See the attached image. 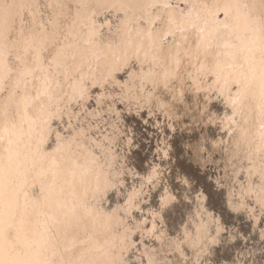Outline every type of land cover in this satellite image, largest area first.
<instances>
[{
  "label": "rangeland",
  "instance_id": "rangeland-1",
  "mask_svg": "<svg viewBox=\"0 0 264 264\" xmlns=\"http://www.w3.org/2000/svg\"><path fill=\"white\" fill-rule=\"evenodd\" d=\"M115 1L9 0L4 20L8 0H0V27L8 24L0 70V264H112L119 251L120 262L151 253L153 263L147 257V264H178L170 260L174 249L197 247L205 225L212 246L231 252L221 261L243 264L242 255L248 264H264V0ZM68 44L63 61L56 51ZM185 93L201 106L190 105ZM170 110L172 120L198 131L200 113L211 121L217 114L226 156L216 160L226 166L227 216L238 226L233 232L220 216L214 221L213 209L209 219L204 183L179 162L171 165L167 140L155 162L164 172L179 170V185L170 194L160 193L166 183L157 166L141 178L140 165H132L141 152V162L150 166L151 155L144 160L142 151L148 154L154 134L140 135L156 112L162 117ZM208 128L218 131L216 123L207 122ZM177 194L193 202L179 227L187 240L198 224L197 242L178 244L165 234L162 214H169ZM243 210L253 231L249 241L238 218L230 219ZM145 229L154 235L145 236ZM168 229L172 235L178 230ZM120 240L127 244L123 249L116 248ZM205 246L191 248L190 258ZM134 258L132 264H142Z\"/></svg>",
  "mask_w": 264,
  "mask_h": 264
},
{
  "label": "water",
  "instance_id": "water-1",
  "mask_svg": "<svg viewBox=\"0 0 264 264\" xmlns=\"http://www.w3.org/2000/svg\"><path fill=\"white\" fill-rule=\"evenodd\" d=\"M185 97H187L186 100L188 101V103L190 105H192L194 103L196 107L201 106V100H199V98L197 100H194V99L189 100L188 93H185L184 98ZM178 100H179V102L182 103L181 96H179ZM205 105L207 107V104H203L202 106H205ZM173 111L174 110H170L167 113V116H164V114H162V117H161V115L157 114V112H156V115H155L156 121L154 122V124H149L148 125V131L145 130L140 135L142 138L146 137L147 139H149V134H151V135L154 134L153 136H151V140L150 141L148 140L150 143V144H147L148 154L147 153L145 154L142 151V157L144 156L143 157L144 160H148L149 157L147 159V155H151V159L153 161L150 162L148 160L150 166H148V163H146V161H144V163L141 162V152L136 153V156L132 157L131 163L133 166L137 165V164L140 165L141 169H140L139 175L141 176V178H143L145 175L146 176L149 175V173L153 169V166H157L158 167L157 173L159 174L160 181L162 183H166V185H164L166 188H162L160 193H163L164 196H165V193L170 194V192H172L171 188H174V187L176 188L177 187L176 185H179V182H180V180L178 179L179 170L177 171L176 169L169 167L167 169L169 171L164 172L163 169L160 168L161 166H160L159 162H155L159 158L158 156L159 155L161 156V153L164 150V146H162V144H164V142L167 140L168 144L170 145L169 151H170V154L172 156V161L175 157H177L179 159L178 161H176V163H172V161H171V165H175V164L177 165V162H179V164L182 165V168H183L182 171L184 173L193 172L194 173L193 177L196 178L200 184L204 183L205 191L210 195V199H211L210 200L211 202L209 205L212 206V208H210V209L208 206V214L206 213L207 216L211 217L210 212L212 211L211 209H213L216 212V216H218V217L221 216L223 218V221H228V224L230 225L229 231L233 232V230L238 226H236V224L231 225L229 219H227L228 218L227 213L229 212L228 205L230 203V201H229L230 199L227 201L228 193H227V190L225 191L223 189L224 187H226L225 186V184L227 182L226 180H228V178L225 175L226 166L224 165V163L221 159H218V161L216 160L218 154H220L221 157H225V155H226V149H225V146L223 145L224 142H222V140L220 138L222 128H220V126L218 124V122H219L218 116H217V114L215 116H210L212 118V121L214 120L216 122L218 131L213 130V136H209L206 140L204 139L205 142L203 143L198 138L197 132L195 131V129L190 127L191 125H189L190 124L189 122L183 123L180 118H176V119L174 118V120H172V118L174 117ZM207 116L209 117V115L207 113H205L206 121L204 122V128L202 130L204 132L203 135L206 134L204 129H206L207 122H208V125L214 124V123H212V121ZM175 120L176 121L179 120L178 122H181V123H179V127H176V125L178 123L177 124L174 123ZM171 121H172V123H171ZM199 123L201 125H203V117H202V121H199ZM154 125H156V129L154 128ZM186 126H188V127H186ZM208 129L211 132V129L210 128H208ZM187 142L190 144L189 154L194 153L191 158L185 153V151L187 149H189L186 146ZM208 147L211 149V151H209ZM162 148H163V150H162ZM203 152H206V154H209V152H210L211 154H214V155L210 160H207L205 158H207L208 156L204 155ZM141 163H143V165H141ZM173 170H174V172H173ZM161 175L163 178L161 177ZM206 177H208V180H206ZM178 191H179L178 192V194H179L180 190H178ZM178 194L176 197L177 203L173 207H171L169 214L167 216H166V214L165 215L162 214V223H163L162 226L165 225L164 226V231L166 230L165 234L169 235V237H174L175 239L179 240L178 241V244H179L180 242H182L181 240H185V239L184 238L181 239V237L177 238V236L171 235L168 232L169 231L168 228H172V229L177 230V227L179 225H181L182 224L181 222H183L184 219L186 218V216H185L186 214H184V211H186V208L191 209V205H192L191 203H193V202L191 200H189V201L185 200L184 201V199H182L181 195H178ZM199 196H200V194L197 195V199L199 198ZM183 202H185V203H183ZM232 202H233L232 205L234 206L236 204V200L234 198H232ZM198 205L199 204H196L195 209L198 207ZM232 210H234V209L232 208ZM256 210H257V214H260L259 218L262 217L258 208ZM232 213L237 218L235 212L233 211ZM237 213H239V212H237ZM242 215H244V216H238V217H244V218H242V221H245V215L246 214L243 213ZM181 216H183V219H181ZM235 221H237V220L235 219ZM247 224L251 227V221H248V218H247V223L246 224L244 223L241 225H243V227H245V229L249 230V228L246 227ZM208 226L209 225H205L204 228L200 227V229H202L208 233V228L210 227V226L209 227ZM196 231H197V229L193 228L192 232L189 233L190 234L189 238L187 240H185V242L186 241H188V243H191L192 241L197 242L198 241L197 239L199 237V235H198L199 233H196ZM149 234L154 235L153 233H149ZM173 234H174V232H173ZM247 237L249 238V236H247ZM250 238L252 239L253 237L250 236ZM250 238H249V240H250ZM147 240H149V239L147 238ZM200 240L201 241L204 240V241L200 242V244L197 245V247L195 246V244L192 247V248H195V247L201 248L200 247L201 243H206V246L204 247V249L202 251H201V249H198L199 254L196 253V254H198L197 258H196L197 260L200 259V254H203L206 249L213 255V258H211V254L209 253L210 254L209 256L211 258V263L214 260V257L217 261H221L223 256H228V255L230 256L231 252H229L228 250H226L225 252H221V250L219 251L218 248H215L214 246H212V244H211L212 241H208L209 240L208 236L200 237ZM124 246H126V245H124V243L121 242V240H120V249H123ZM251 248H252V245H251ZM215 249H217V250H215ZM178 251H179V249L177 250V252ZM246 251H247V248H246ZM177 252L174 249L173 253L170 255V257H171L170 260L173 263H176V261H177V263L179 264V261H181L182 256ZM235 252L238 253L237 251H235ZM246 254L247 255L249 254L248 251L246 252ZM116 256H120V252L115 254V262L112 259V264H125L126 259H128L131 262L130 263V262L126 261V263H128V264H132V262L134 261L128 255V257L123 258L122 262H124V263H122V262H120L119 257L116 258ZM240 257H241L240 260L243 261V264H245V263L248 264L247 258L245 259L244 256H242V255ZM146 258H147V256L144 257L143 261L140 260V262L141 263L144 262V264H147L145 261ZM231 262H229V263L232 264Z\"/></svg>",
  "mask_w": 264,
  "mask_h": 264
},
{
  "label": "bare ground",
  "instance_id": "bare-ground-1",
  "mask_svg": "<svg viewBox=\"0 0 264 264\" xmlns=\"http://www.w3.org/2000/svg\"><path fill=\"white\" fill-rule=\"evenodd\" d=\"M69 1V0H68ZM71 1V0H70ZM72 1H74V0H72ZM80 1V0H79ZM95 2H97V0H94ZM125 1L126 2H128V0H116L115 2H116V4L118 3L119 4V6L121 5V4H125ZM154 1V0H153ZM159 1V0H158ZM188 1V0H187ZM190 1H192V0H190ZM67 2V1H66ZM132 2V1H131ZM135 3H136V5L137 6H140V5H142V3H144L145 5L146 4H148V3H150V4H152V0H137V1H134ZM162 2V1H161ZM58 3H59V1H58ZM61 3H64V2H61ZM72 3V2H71ZM71 3H69L70 5H73V4H71ZM79 2H77V4H78ZM68 4V3H67ZM66 4V5H67ZM76 4V3H75ZM81 4V3H80ZM164 4V3H163ZM10 4H9V0H8V2L6 3V4H3V11H2V17H3V19L5 20V18H6V15H7V13L9 12V8H10V6H9ZM65 5V6H66ZM161 5V4H160ZM193 5H195V4H193ZM192 5V6H193ZM64 6V7H65ZM68 6V5H67ZM67 6L65 7V8H67ZM78 6V5H77ZM80 6V5H79ZM190 6V5H189ZM69 7V6H68ZM74 7H75V9H76V6L74 5ZM118 7V6H117ZM122 7V6H121ZM124 7V6H123ZM148 7V6H147ZM72 8V7H71ZM70 8V9H71ZM78 8V7H77ZM81 8V7H80ZM79 8V9H80ZM253 9V8H252ZM74 10V9H73ZM154 10V9H153ZM68 11V10H67ZM71 11H72V9H71ZM77 11V10H76ZM260 11V10H259ZM73 12V11H72ZM78 12H79V10H78ZM152 12V11H151ZM154 13V12H153ZM255 13V12H254ZM154 15V14H153ZM3 19H2V21H3ZM71 23V22H70ZM59 24V23H58ZM8 26V24L6 25L5 24V26H2V28L0 27V65H1V62H3V58L5 57V52H6V49L8 48L7 47V44H6V42H5V45L3 44L4 42H3V39L4 38H6V32H5V29H6V27ZM73 26V25H72ZM69 27V26H68ZM75 27V26H74ZM72 30V29H71ZM54 31V30H53ZM5 32V33H4ZM65 32V31H64ZM73 32V31H72ZM72 34V33H71ZM71 34H69V35H71ZM68 35V36H69ZM46 37V34L45 35H43V38L41 37V42L43 41V43L45 44V42L46 41H48V39H45L44 40V38ZM70 37V36H69ZM72 38V37H71ZM5 40V39H4ZM6 40H7V43H8V39L6 38ZM72 40V39H71ZM62 42V41H61ZM69 42H70V40H69ZM72 42V41H71ZM71 42H70V44H71ZM73 43V42H72ZM65 45V44H64ZM64 45H62V46H64ZM61 46V47H62ZM47 47V46H46ZM69 48V44L65 47V49H63V48H60V49H58L56 52V54H57V56L58 57H60V59H62L63 61L64 60H67L69 57H68V54H67V52L69 53V51L68 50H66V49H68ZM52 51V50H51ZM46 53V52H45ZM41 59H42V61H44L45 62V60L47 59V57L45 56V58L42 56L41 57ZM62 60H60V61H62ZM50 63V62H49ZM217 63V62H216ZM220 65V64H219ZM212 67H214L213 65H211ZM216 66V65H215ZM1 67H2V65L0 66V70H1ZM60 69V68H59ZM211 69V68H210ZM213 69V68H212ZM211 69V71H213ZM216 69V68H215ZM217 69H219L218 68V66H217ZM222 70V69H221ZM220 70V71H221ZM49 71V70H48ZM52 71V70H51ZM218 71L219 70H217V72L216 73H218ZM225 71V70H224ZM212 73V72H211ZM215 75V74H214ZM0 76H1V71H0ZM51 77V76H50ZM48 78H49V76L48 75H46V74H43L42 75V80H41V82H43V84H47L48 85ZM223 82V81H222ZM215 83H217V82H215ZM217 85H219V84H217ZM220 86H223V85H219V87ZM218 87V86H217ZM259 104V103H258ZM203 108H204V106H203ZM202 108V109H203ZM206 109V108H205ZM216 109V108H215ZM235 109V108H234ZM199 110V112H201V108H199L198 109ZM207 110V109H206ZM206 113V112H205ZM205 113L204 112H202V113H200V116H202L203 117V125H201V129L202 128H204L203 126H204V122L206 121L205 120ZM203 114H204V116H203ZM198 120H199V117L197 116L196 117ZM202 121V120H201ZM225 121H227V120H225ZM212 123H216L214 120L212 121ZM203 130V129H202ZM202 130H200V131H198L197 129L195 130L196 132H197V136H198V138H199V135H203L204 134V132L202 131ZM204 131L206 132V134L205 135H203L202 136V138H199L202 142H204V139L206 140L209 136H213V131H209V129H204ZM248 134V133H247ZM211 139V138H210ZM253 149H255V148H253ZM189 150H190V148H189ZM232 151V150H231ZM210 152H209V154H207V160L209 159V158H211V157H213V155L212 156H210ZM228 154H229V152H228ZM234 154H236L235 153V150H234ZM204 155H206V152L204 153ZM226 156V155H225ZM233 157V156H232ZM223 158V157H222ZM231 158V157H230ZM236 158V157H235ZM237 161V160H236ZM226 162V161H225ZM234 163H236L235 162V160H234ZM233 162H232V164H234ZM227 164V163H226ZM258 182H260V179H259V181ZM263 183L262 184H264V181H262ZM203 194H204V191H203ZM206 194V193H205ZM205 196H207L208 197V194H206ZM148 197H151L150 199L152 200V197H153V195H150V196H148ZM166 200H168V199H166ZM167 203L169 202V201H166ZM210 202L211 201H209L208 199H207V203H208V206H210L209 204H210ZM259 203V202H258ZM261 203V202H260ZM259 203V204H260ZM202 203H199V205H201ZM260 206H261V204H260ZM211 208H212V206H210ZM209 207V208H210ZM164 208H165V210H167L166 209V206L164 205ZM242 211V210H241ZM241 211H239V213H235L236 214V216H237V218H238V221H239V226H241V228H240V234L241 235H243L245 238H248L247 236H252L253 237V231H250V232H248V229H245V227H243V225H241V224H246L247 223V215H245V221H242V218H244V217H238V216H244V215H242L243 213H245V214H247V212H245V210H243V212H241ZM264 211V210H263ZM98 213V212H97ZM100 215V214H99ZM212 217H214V221H216V217H218V216H216V212L214 213V215H212ZM235 216H231V218L230 219H233ZM256 217V216H255ZM263 217V216H262ZM236 218V217H235ZM259 218V217H258ZM261 218V217H260ZM209 219L211 220V217H209ZM220 219H221V222H222V224H223V218L220 216ZM228 219V218H227ZM103 220V219H102ZM255 220V219H254ZM256 220H258V219H256ZM196 221V220H195ZM254 223L255 222H253V226H255L254 225ZM226 224V223H225ZM55 224H53V226H54ZM222 225H219V227H221ZM247 227V226H246ZM54 228V227H53ZM195 228H197L198 229V224H196V227ZM250 228V227H249ZM254 228V227H253ZM177 232L176 233H174V235L175 236H177V237H181V238H184L183 236H184V234H186V233H184V231L181 229V226L179 227H177ZM146 230V229H145ZM53 232V230H52V227H51V229L49 230V229H46V231H45V233H46V235H47V238H51V236H52V232ZM151 230H146V231H144L145 232V236L150 232ZM128 234V233H127ZM92 234H90V236H91ZM103 235V234H102ZM172 235V234H171ZM207 235V233H205V236ZM124 236V235H123ZM123 236H122V238H123ZM97 237V236H96ZM95 237V238H96ZM100 236H98V238H99ZM149 237V236H148ZM241 237V236H240ZM97 238V239H98ZM101 238V237H100ZM243 242H244V239L243 238H240ZM51 241L52 240V238L51 239H48V241ZM96 240V239H95ZM139 241H140V239H138ZM102 241V240H101ZM182 242H181V244H183L185 241L184 240H181ZM184 241V242H183ZM248 241H249V238H248ZM94 242V241H93ZM98 242V241H97ZM109 242V241H108ZM121 242H123V241H121ZM117 243V242H116ZM128 243V242H127ZM135 243V242H134ZM118 244V243H117ZM120 244V243H119ZM140 244V243H139ZM234 244V246H236V243H232L231 244V247H233L232 245ZM109 246H110V244H108ZM107 245V246H108ZM127 245V244H126ZM133 245V244H132ZM132 245H130V246H132ZM135 245H136V243H135ZM134 245V246H135ZM138 245V244H137ZM250 245H251V242L250 243H248V246H249V248H250ZM116 246H118V245H115V247ZM145 246V245H144ZM193 246L191 245V248H192ZM106 248V247H105ZM116 248H120V247H116ZM190 248V249H191ZM196 248V247H195ZM194 248V249H195ZM101 249H102V247H101ZM104 249V248H103ZM126 249H127V247H126ZM132 249H133V247H132ZM137 249H139V248H136V250ZM144 249H146L145 247H144ZM190 249H187L186 247H183V249L181 250V252L179 253L180 255H182V258H181V260L183 261L185 258V261L187 260V258H188V260H189V262H190V264L192 263V264H227L226 263V260H224L223 259V261H217L216 259H215V257H214V260L212 261V263H211V258H213V255L211 254V258H210V256L209 255H206V256H204L203 258H200L199 260H197L196 258L195 259H193V258H190V252H189V250ZM120 250V249H119ZM140 250V249H139ZM196 250H197V248L195 249V252H196ZM227 250H229V249H227ZM123 251V250H122ZM141 251V250H140ZM143 251V250H142ZM120 252V251H119ZM114 253V252H113ZM123 253V252H122ZM132 253V252H131ZM135 253V252H134ZM138 253V252H137ZM143 253V252H142ZM133 254V253H132ZM139 254V253H138ZM111 255V254H110ZM113 255V254H112ZM144 255V254H143ZM143 255L142 254H139V255H136V254H134V257H136L135 259H136V261H138V262H140V260L141 261H143L142 260V257H143ZM121 256H122V254H121ZM124 256V255H123ZM132 256V255H131ZM128 257V256H127ZM133 257V256H132ZM131 257V258H132ZM147 257L149 258V262L151 263L152 262V260H154L153 258L154 257H152V255H151V253H148L147 254ZM230 257H231V255H230ZM147 258V259H148ZM109 259V258H108ZM202 259V260H201ZM82 261V260H81ZM113 261L115 262V258H113ZM146 261V260H145ZM156 261V260H155ZM158 261V260H157ZM83 262V261H82ZM98 262V261H97ZM143 264H144V262H142ZM153 263V262H152ZM96 264V263H95ZM108 264V263H107ZM109 264H111V263H109ZM155 264H158V262H155ZM171 264V263H170Z\"/></svg>",
  "mask_w": 264,
  "mask_h": 264
}]
</instances>
